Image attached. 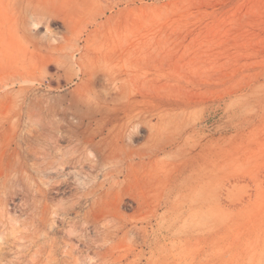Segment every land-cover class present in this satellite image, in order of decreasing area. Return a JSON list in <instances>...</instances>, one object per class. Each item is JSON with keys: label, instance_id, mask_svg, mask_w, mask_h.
<instances>
[{"label": "rangeland", "instance_id": "374dc122", "mask_svg": "<svg viewBox=\"0 0 264 264\" xmlns=\"http://www.w3.org/2000/svg\"><path fill=\"white\" fill-rule=\"evenodd\" d=\"M0 264H264V0H0Z\"/></svg>", "mask_w": 264, "mask_h": 264}]
</instances>
